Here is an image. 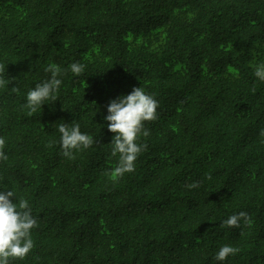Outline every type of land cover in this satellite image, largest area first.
<instances>
[{"label":"trees","instance_id":"trees-1","mask_svg":"<svg viewBox=\"0 0 264 264\" xmlns=\"http://www.w3.org/2000/svg\"><path fill=\"white\" fill-rule=\"evenodd\" d=\"M262 64L264 0H0V191L38 223L10 264H264ZM49 66L58 99L29 116ZM134 87L158 118L135 170L114 176L105 116ZM61 123L95 143L64 156ZM241 211L250 224L221 226ZM225 245L239 252L215 259Z\"/></svg>","mask_w":264,"mask_h":264},{"label":"clouds","instance_id":"clouds-1","mask_svg":"<svg viewBox=\"0 0 264 264\" xmlns=\"http://www.w3.org/2000/svg\"><path fill=\"white\" fill-rule=\"evenodd\" d=\"M69 67L76 76L81 75L85 70V65L81 63H72ZM4 71V67L0 65V87L10 82V79L4 78ZM46 71L51 72V78L37 84L27 93L26 107L29 109V116L36 113L46 101L55 102L58 99L56 93L62 83L58 79L61 69L49 66ZM254 74L264 81V64L257 67ZM13 91L18 92L19 89L14 87ZM158 106L159 102L152 95L147 94L142 87H134L131 93L113 99L109 103L105 120L109 122L107 125L109 131L115 133L111 142L113 145L111 154L113 156L119 154V164L114 169V176H123L135 170L137 157L147 147L146 144L141 145L137 141L141 135L143 137L150 135V131L145 128V122L155 121L158 118ZM59 132L62 134V154L69 158L73 150L87 149L95 143L91 135L81 132L79 124L69 127L61 123ZM261 135L264 136V130ZM5 145V139L0 138V161L8 159L4 152ZM198 186L199 182L186 185L189 189ZM12 197H16L14 190L0 191V264H10V260L26 258L34 248L31 230L38 226L28 200L21 198L17 203L13 202ZM241 221L250 224L251 218L246 212L241 211L224 220L221 226L239 228ZM238 252V248L225 245L220 248L215 259L223 261L229 255Z\"/></svg>","mask_w":264,"mask_h":264}]
</instances>
